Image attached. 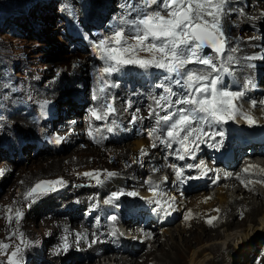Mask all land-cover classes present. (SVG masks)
Instances as JSON below:
<instances>
[{
	"label": "bare ground",
	"instance_id": "1",
	"mask_svg": "<svg viewBox=\"0 0 264 264\" xmlns=\"http://www.w3.org/2000/svg\"><path fill=\"white\" fill-rule=\"evenodd\" d=\"M236 1L238 0H228L223 17L224 30L228 36L225 58L228 55L234 58L233 63L224 62V65L241 78L255 76L256 79H264V74L262 75L264 70L258 72V67L254 66L255 63L264 65V59L260 58L264 57V49L259 48V43L263 42L264 39L259 38V36L253 33L241 32L244 25L248 23H252L255 30H264V24L262 23L264 20V0H249L251 6L254 7L250 11L245 9L241 4H238V8H233L230 4H237ZM231 16H235V18H231ZM233 39L237 40V45H239L235 46V48L237 47L235 52L231 51L234 47L232 44ZM207 54L211 57L215 56L211 49H208ZM248 57L255 58L247 59ZM82 60V58H77L73 66L80 64ZM245 88H249V86L245 85ZM260 88L263 92L259 96H255L257 107H253L246 98H240L236 101V104L245 113L250 114L257 123L264 125V84L260 85ZM251 91L256 94L253 90ZM67 104L70 109L69 112L76 110L78 107L70 101ZM117 114L123 120L128 118V112L123 111L121 106L117 108ZM11 118L13 122L16 121L14 124L12 122L13 126L21 125L15 117ZM23 120L26 124L29 123L26 119L23 118ZM23 120L22 123L24 125L25 122ZM71 125L73 124L71 123ZM243 125H247V123L243 121ZM64 127L65 129L67 128V126ZM72 128L73 126L66 130V133L58 131L51 135V137H55L53 141L54 145L58 146L57 149L63 148V140L68 141L70 144H74L78 140V136H76L78 134L74 130L77 129L78 133L79 129ZM63 133L64 135H61ZM84 139L88 144L93 143L92 141H88L89 138L86 135H83L80 138L78 149L92 154L91 151H88L90 149L86 144H81V141H84ZM56 141L60 142L56 143ZM214 143L215 141L211 142V144ZM152 144V141L136 139L131 145L120 147V149L111 155L113 158L122 157L123 155H135L138 158L136 159L137 161L127 160L129 164L126 162L124 166H118L111 176L114 180L126 178L128 180V187L135 184V188L130 189V192H137L139 195L135 198L138 200L149 201L152 195L151 192H146L143 189L142 182L140 183V181L145 179L155 178L158 183L171 189L174 188L171 176L167 178V181L161 182L159 178L161 173H148V170L151 169V165L149 166V164L157 165L161 156V152L157 148L152 147ZM104 147L100 148V150ZM142 149L146 153L143 156H141ZM40 151H42V154H47L41 149ZM42 154L29 153L27 159L32 162L42 158L44 156H41ZM55 159L41 162L36 170L28 168V165L24 164L22 169L18 170L21 186H18L16 194L9 198L7 195L2 197L7 204L5 207L0 206V244H7L9 247L6 251L0 249V256L19 246L22 249L20 254L26 256L27 254L35 253L33 257L36 259L37 264H72V260L76 255L68 261H64L63 258L65 256L62 253L65 237L67 238V249H76L77 245L75 243L77 238L82 237L81 239L95 242L88 246L79 243V250L86 256H83L81 260H76L75 264H141L142 262V264H237L244 260H247L245 264H264V254L257 256V261L249 262L255 256L258 242L264 239V183L258 182L264 181V172L260 171L264 169V156H259L257 150L255 151V156L240 165L243 169L249 165L256 166L249 173L243 172L245 183L249 179L253 183H246L245 186L240 181L233 179L213 189L195 191V193L191 194V197H188L189 193L184 192L181 194L175 191L170 194L164 193L163 196L166 197L165 201L171 203V209L175 212L176 216L184 211L183 222L174 227L171 225L161 229L153 228L152 223L146 228L140 227L139 223L133 226L127 224V227L131 228V231L125 232V234L118 232L119 237L114 239L124 241L130 247L136 249L137 254L131 255L122 252L113 258L112 255L116 253H106L108 251L112 252L110 240L105 241L103 237H100L101 240L98 241L97 238L91 239L82 236V231H84L82 228H70L69 222L57 218L55 220L53 218L40 220L41 216L50 215L54 210V205H58L56 200H54L53 193L38 198L36 203H31L23 195L24 190L37 176L59 172L58 168L69 170L70 168L66 164L76 166L86 164V161L89 162V160L76 159L68 154L61 159L59 158V160ZM30 162L27 161L25 163ZM95 162L98 161L94 160L93 162L97 167L103 165ZM130 163H133L135 168L128 175H122L121 172L130 167ZM140 164L145 165L143 167L144 173L139 170ZM25 168H28L27 171ZM93 171V169H86L84 172H80L79 175L84 177L81 175L82 173ZM89 182L87 186L95 181L90 180ZM88 189H91V187H88ZM59 190L62 189L60 188ZM80 191L81 189L78 188L77 192ZM29 204H31L30 207ZM28 208L34 214L27 213ZM9 209L13 210V217L14 210H19L23 214L18 223L15 218L12 219L11 223L8 222ZM214 209H219V213L214 211ZM241 214H243L242 217L237 219V216ZM215 216H219V219L215 220L211 226L206 223L209 218ZM121 224L124 225L123 222ZM180 225H183V227ZM60 229H65V231L62 232ZM69 229L71 230L68 231ZM21 234L24 240L31 242L32 246L25 247L20 243L19 237ZM46 236H51L53 241L49 249H46L44 245L37 244V242ZM103 247L107 249L106 252L100 254V257L96 256V252L100 251ZM103 255L107 256L108 261L105 260V257L102 260L103 262H101L100 258H103ZM91 259H93L92 262H90ZM29 263L30 261L26 259L22 261V264Z\"/></svg>",
	"mask_w": 264,
	"mask_h": 264
},
{
	"label": "snow or ice",
	"instance_id": "2",
	"mask_svg": "<svg viewBox=\"0 0 264 264\" xmlns=\"http://www.w3.org/2000/svg\"><path fill=\"white\" fill-rule=\"evenodd\" d=\"M227 3L228 0H125L126 12L120 18V26L102 36L94 46L100 58L106 62V66L99 69V76L103 80L98 89L99 95L94 93L92 97L100 106L90 108V116L94 120L104 121L115 115V97L106 95L107 90L114 85L105 78L117 69L131 65L145 71L156 68L167 73L165 80L170 83L157 85L165 94L156 97L155 107L149 110L148 118L155 117L156 126L148 131L147 135L150 140L155 137L161 143H166L168 148H172L173 144L178 145L177 157L180 160L192 157L200 144L216 141L217 136L221 139L216 141L215 147L217 150L222 148L224 132L213 130L216 125L233 121L237 117L243 119L249 126L254 125L256 123L254 118L237 108L236 101L242 98L244 93L226 90L221 86L223 81L220 73L229 71L223 63L228 46V36L223 26ZM205 49H211L215 56H206ZM236 50L234 47L231 49L232 52ZM260 58L264 59V57ZM233 59L231 55L227 56L229 62ZM190 65L202 67L191 68ZM59 75L58 72L57 76ZM172 84L179 86L183 91L180 94L173 92ZM174 96L176 98L172 99ZM161 112L165 114L161 115ZM136 119L138 117L133 116L132 122ZM115 123L112 121L113 125ZM94 131L100 130L90 128L88 136L96 142ZM106 131L113 132V127H107ZM152 147H156V144L153 143ZM145 154L142 149L141 156ZM188 167L201 168L200 165H188ZM255 167L249 165L243 169V172L249 173ZM260 171L264 172V169ZM201 173L206 174L203 168ZM4 174V171L0 170V176ZM175 174L177 179L183 176L179 168L176 169ZM81 175L100 183L98 173L85 172ZM112 175L111 172L107 173L108 177ZM237 179L245 186L246 183H253L250 179L245 183L239 175ZM213 182L215 183L216 180ZM258 182L264 183V181ZM63 186L62 178L40 180L25 193V198L31 203H36L38 198L56 192ZM150 192L154 197L158 195V186L150 188ZM124 195L136 197L139 194L113 193L111 200H105L104 203L109 204ZM154 203L157 209L164 211L165 214L172 207L171 203H167L165 207L160 199H155ZM214 211L219 213V209ZM8 212L9 223L13 218L18 223L23 215L19 210H14V217L12 209ZM110 219L115 221L116 217L111 216ZM217 219L219 216L211 217L206 223L211 226ZM81 238H77V243ZM19 239L25 247L32 246L31 242L24 240L22 234ZM8 247L7 244H0V249L5 251ZM63 247L65 251L68 248L66 237ZM21 251V247L17 246L8 254L7 264H22Z\"/></svg>",
	"mask_w": 264,
	"mask_h": 264
},
{
	"label": "rangeland",
	"instance_id": "3",
	"mask_svg": "<svg viewBox=\"0 0 264 264\" xmlns=\"http://www.w3.org/2000/svg\"><path fill=\"white\" fill-rule=\"evenodd\" d=\"M74 1L75 3H73L72 7L77 11L83 10L85 7L89 6L92 3L104 2L108 5L116 7V9H119L118 7L121 3H125V0H82L80 2H78V0ZM53 2H55V0H0V102L2 105L7 102L8 107L10 106L9 110H15V106L20 104L16 103L17 101H14L15 99L36 100L39 102H41V100L43 99V101L48 104H51L53 101L56 102L54 104V107L58 109V116H60V114L64 113L65 111L63 108L64 106L60 100L65 97L66 94H64V92L69 85H71L73 88L77 87V85H84L86 88L91 86V82L90 80H88L89 76L87 67L89 59L87 58V55L84 56L72 52L70 43L62 39L60 35L61 28L57 26V23H59L60 21H57L56 19L58 15L55 12L56 6H50V4H52ZM236 3L237 4L231 3L230 5L233 8H237L238 4L241 3L243 4V7L249 11L253 10L254 8L251 6L249 0H238L236 1ZM39 9H42L43 12L39 13ZM231 18H235V16H231ZM262 23L264 24V20ZM241 32H247L249 34L253 33L259 36V38L264 39V30L262 29L261 31H256L252 23L244 25V27L241 29ZM232 44L234 45V48L235 46H239L237 45V40L235 39L232 40ZM259 48L262 50L264 49V41L259 43ZM77 58H82L83 60L77 66H73V63ZM224 62L233 63L234 59L232 60V62H229L226 57L224 58L223 63ZM254 66L258 67V69L261 68V70H264L263 64L255 63ZM189 67L192 68L191 65ZM58 72L60 73L59 76H57ZM263 74L264 73H262V75ZM258 79L260 85H263L264 79ZM36 89H38V91H36ZM69 110L70 109L66 111L67 114L69 113ZM76 111L77 114L80 113L79 106L76 108ZM20 116L24 118L23 114L20 115L19 113L13 116L17 119V122L21 123L20 126L16 125L14 127H18V129H22V127L30 129L31 124H26V122ZM75 118H73L72 115H63L60 118L59 124L54 125V127L56 126V128H54L52 133L58 131L66 133V130H68L71 126L80 130H78V133L77 129L74 130L75 133L78 134L76 135L78 136V140L74 142V144H70L68 141L63 140V148L59 149V151L55 153L42 154V151H40L38 153L42 154L41 156H44L40 159L30 162V160L27 159V156L29 154L26 155L23 153L22 155L24 158L18 161L17 157H15L16 155L14 154L15 160L9 161L7 160V155H5L6 153H8V151H0V170H3L4 173L6 172L3 176H0V206L5 207L7 204L2 198L4 195H7L9 198L13 197L16 194L18 186L20 185V176L18 170L22 169L24 164H27L28 168H34L32 170H36V168L40 166L41 162L45 160L50 161L51 159L55 158V160H59V158H63L66 154L76 159L78 158L89 160V162L86 161V164L84 163L76 166L66 164L70 168L69 170L58 168L57 170L59 172H53L50 174L46 173L37 176V178L32 181V183L29 184V186H27V188L24 190L23 195H25V193H27L36 182L40 180H55L57 178L63 179V181L65 182L63 187L65 188L74 184L77 185L74 188V190L76 191L78 188H80L81 190H87L88 187L91 186H87V184L90 183L89 181L91 179L81 177L79 175L80 172H84L86 169H93V172L100 174V178H102L106 176L107 173L114 172V170L118 166H124L127 160L137 161L136 159L138 158L135 155H123L122 157L120 156L118 158H113L111 156L116 152V150L120 149V147L131 145V143L136 140L134 138H130L121 143H107L106 146L101 150L99 147H95L93 143H86L84 139V141H81V144H86L90 149L88 151H91L92 154L79 150L78 146L80 144V138L83 135H86L89 138L87 130L88 125H85L83 123V115H77L75 116ZM84 118L86 119V117ZM21 119L25 122L24 125ZM8 120L10 123L13 122L12 118H9ZM14 123H16V121L13 122V124ZM71 123L73 125H71ZM65 125L67 126L66 130L58 129V127H63ZM129 126L130 125H128V127ZM4 130L5 132H7L8 129L4 128ZM64 133L61 135H64ZM123 133L124 132H122L121 134ZM96 134L99 135L100 133ZM51 138L54 139L55 137L52 136ZM88 141H90V138L88 139ZM94 160L98 161L95 163L103 165L97 167V165L93 163ZM27 161L30 163H25ZM150 165L151 164H149V166ZM139 166V170L144 173L145 171H143V167L145 165L140 164ZM133 168H135V166L133 165V163H130V167L121 172L122 175H128L129 173H131ZM80 186H82L83 189ZM131 188L134 187L130 186V189ZM127 192H129V190ZM191 196V194L188 195V197ZM59 204L60 202L58 203V205ZM183 212L184 211L179 213V215L176 217L174 223L171 224L172 227L183 222V218L185 216L183 215ZM27 213L31 215L34 214V212L29 208ZM242 215L243 214L237 216V219L241 218ZM46 216L48 215L41 216L40 220L45 219ZM151 223L153 224L154 222ZM181 227H183V225ZM60 231L63 232L65 231V229H60ZM37 244L44 245L46 249H49L52 246L53 241L51 236H46L44 239L37 242ZM75 244L77 245L76 249L69 248L66 251L64 249L62 250V253L65 254V256H63L64 261L71 260L75 255L76 256L72 261L81 260L83 256H86L83 255L79 250V243H77L76 241ZM263 249L264 239L258 242L255 250V256L250 259L249 262L251 261L252 263L253 261H257V256L264 254ZM13 250L15 249L13 248L3 256H0V264H7L8 254H10ZM34 255L35 253L30 255L27 254L26 256L24 254H20V257L22 261L23 259L30 261L29 264H37L36 259L33 257ZM105 257V260L108 261L107 256L105 255L103 256V258H100L101 262H103L102 260ZM92 261L93 259L90 260V262ZM246 261L247 260H244L238 262L237 264H245Z\"/></svg>",
	"mask_w": 264,
	"mask_h": 264
},
{
	"label": "trees",
	"instance_id": "4",
	"mask_svg": "<svg viewBox=\"0 0 264 264\" xmlns=\"http://www.w3.org/2000/svg\"><path fill=\"white\" fill-rule=\"evenodd\" d=\"M73 1V3H74V0H72ZM80 1H82V0H78V2H80ZM78 4V3H77ZM39 13H42L43 12V10L42 9H39Z\"/></svg>",
	"mask_w": 264,
	"mask_h": 264
}]
</instances>
